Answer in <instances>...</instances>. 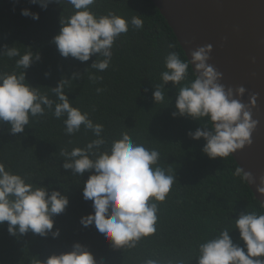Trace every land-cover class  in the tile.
<instances>
[{
    "label": "trees",
    "instance_id": "obj_1",
    "mask_svg": "<svg viewBox=\"0 0 264 264\" xmlns=\"http://www.w3.org/2000/svg\"><path fill=\"white\" fill-rule=\"evenodd\" d=\"M22 9L38 13L39 19L21 15ZM91 11L97 16L114 13L129 26L116 39L110 65L102 72L90 65L103 57L93 55L85 62L64 58L52 43L60 32V18L74 12L68 4L51 3L43 9L30 0H0V50L7 45L19 49L21 55L29 48L38 52L40 60L25 70L26 83L57 103L52 88L61 79L80 74L65 85L64 92L71 106L88 113L94 124L104 126L101 136L105 144L100 152L110 150L112 142L128 132L135 143L160 153L158 166L171 170L176 182L166 200L157 202L156 232L142 238L134 248L116 249L94 224L87 228L80 224L81 217L94 213L93 202L83 198L84 182L93 173L73 175L62 167L61 151L86 147L97 139L92 131L82 125L79 132L66 134V116L56 119L52 114L55 105L52 111L46 108L42 117L30 116L24 133L12 135L7 123L0 124V162L6 170L20 174L34 186L48 188L49 193L60 191L69 199L65 211L53 217V231L60 230L55 239L51 234L41 237L32 232L12 236L7 222L0 225V264H39L52 254L70 251L77 242L87 247L97 264H144L147 259L197 264L199 245L224 229L243 248L235 220L246 212L264 214V208L248 183L233 175L239 166L232 155L209 158L202 151L206 141L188 135L202 128L206 118L197 121L172 116L179 87L194 79L191 65L186 80L176 87L172 82L165 84L164 102H154L152 94L154 87L163 83L161 73L167 70V55L175 52L181 60H188L167 21L151 0H97ZM134 16L142 19V29L131 25ZM17 59L0 56V72L22 71L15 66ZM89 74L103 79L93 83ZM97 88L104 91L98 94Z\"/></svg>",
    "mask_w": 264,
    "mask_h": 264
},
{
    "label": "clouds",
    "instance_id": "obj_2",
    "mask_svg": "<svg viewBox=\"0 0 264 264\" xmlns=\"http://www.w3.org/2000/svg\"><path fill=\"white\" fill-rule=\"evenodd\" d=\"M30 2L39 4L43 9L51 3L72 6L73 14L60 18V32L52 43L64 58L72 57L85 62L93 55L103 57L90 65L97 71L102 72L109 67L116 39L129 30L128 22L114 13L102 16L93 13L91 6L97 0ZM21 15L39 19L38 13L28 9H22ZM131 25L135 29H142L143 21L134 16ZM29 49L23 55L13 46L5 45L0 50V56L6 55L10 59L19 57L15 66L22 69L19 73L0 72V124L7 123L12 135L24 133L30 116L42 117L46 108L52 111L55 105L52 111L54 117L61 119L66 116L63 121L66 134L79 132L82 125L86 130H91L97 139L84 148L76 147L70 152L62 150L60 153L64 157L63 169L79 176L86 172L93 173L84 182L83 198L93 202L94 213L81 217L80 224L85 228L94 224L113 248H134L142 238L156 232L157 202L166 200L176 182L175 175L171 174V170L166 171L158 166L160 153L157 150L135 143L128 132H123L118 140H114L110 150L100 152L105 144L101 136L104 126L94 124L88 113L71 106L64 92L65 85L78 79L80 74L74 73L71 79H61L52 88L59 101L57 103L48 95L41 94L37 87L26 83L25 70L41 58L38 52L33 53ZM211 51V45L199 47L191 53L190 60H181L179 54L169 53L165 58L167 70L161 73L163 83L154 87L152 95L155 104L164 102V85L168 82H172L174 87L180 85L189 74V66H192L194 79L179 87L176 111L172 116L190 117L197 121L206 118L202 128L190 131L188 135L193 140L203 138L206 143L202 151L215 159L228 157L252 143L251 135L257 121L252 119L250 106H256L257 97L250 95L248 105L234 98L243 97L245 88L238 87L234 92L232 88L226 90L219 83L222 74L207 63ZM88 79L95 83L103 78L89 74ZM96 91L99 94L104 89L97 88ZM233 175L242 182H255L251 173L239 167ZM257 191L264 193V176L260 178ZM68 204V197L60 191L52 190L49 193L44 186H34L20 174L6 170L5 164L0 162V225L7 222L10 235L22 236L32 232L41 237L49 234L53 239L59 237L60 230L53 231V217L62 214ZM235 229L239 230L243 248L235 244L230 231L224 229L217 237L199 245L197 264H264V214H240L235 220ZM39 264H97V261L85 245L77 242L70 251L52 254L46 260H40ZM144 264H184V261L147 259Z\"/></svg>",
    "mask_w": 264,
    "mask_h": 264
},
{
    "label": "water",
    "instance_id": "obj_3",
    "mask_svg": "<svg viewBox=\"0 0 264 264\" xmlns=\"http://www.w3.org/2000/svg\"><path fill=\"white\" fill-rule=\"evenodd\" d=\"M151 1L187 59L197 48L211 45L207 63L222 74L219 83L234 92L243 86V97L234 98L246 105L250 95H256V106H250L252 119L257 121L252 143L232 157L239 168L252 174L255 182L248 185L255 199L264 205V193L257 191L264 176V0Z\"/></svg>",
    "mask_w": 264,
    "mask_h": 264
}]
</instances>
